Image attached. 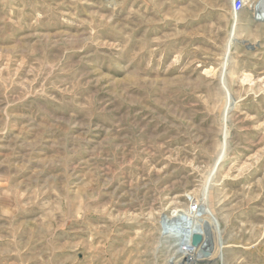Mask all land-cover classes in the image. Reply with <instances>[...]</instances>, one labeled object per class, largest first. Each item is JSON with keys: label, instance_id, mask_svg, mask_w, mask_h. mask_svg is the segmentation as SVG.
Here are the masks:
<instances>
[{"label": "rangeland", "instance_id": "374dc122", "mask_svg": "<svg viewBox=\"0 0 264 264\" xmlns=\"http://www.w3.org/2000/svg\"><path fill=\"white\" fill-rule=\"evenodd\" d=\"M232 4L0 0V264H264V19Z\"/></svg>", "mask_w": 264, "mask_h": 264}, {"label": "bare ground", "instance_id": "6f19581e", "mask_svg": "<svg viewBox=\"0 0 264 264\" xmlns=\"http://www.w3.org/2000/svg\"><path fill=\"white\" fill-rule=\"evenodd\" d=\"M263 1L261 0L258 6L263 3ZM259 8L260 7L255 10L256 14L259 10V15L255 14L254 16L258 19H264V9ZM245 78V80H248L249 75H246ZM222 156H224V154ZM193 204H195L193 208L190 207V209L178 211L184 221L183 225L178 228V237L183 240V242L180 243L182 245L181 252L188 257H192V259L197 262L211 261L215 258H219L223 248L222 245L218 243V237L216 238V234L219 232H217L218 227L210 221L212 212L206 207L207 204L205 205L197 201ZM187 216H190V218ZM200 219L208 220V224L202 223V226H199L197 222ZM198 234L202 236V241L198 245H195L193 243V236Z\"/></svg>", "mask_w": 264, "mask_h": 264}, {"label": "built area", "instance_id": "2783aa9c", "mask_svg": "<svg viewBox=\"0 0 264 264\" xmlns=\"http://www.w3.org/2000/svg\"><path fill=\"white\" fill-rule=\"evenodd\" d=\"M261 2V0H233V10L234 13H239L241 12L243 9H245V7L247 5H249L251 10H255L257 9L258 3ZM192 207H195V205H193Z\"/></svg>", "mask_w": 264, "mask_h": 264}, {"label": "water", "instance_id": "95a60500", "mask_svg": "<svg viewBox=\"0 0 264 264\" xmlns=\"http://www.w3.org/2000/svg\"><path fill=\"white\" fill-rule=\"evenodd\" d=\"M201 241H202V236L201 235H194L193 236V243L195 244V245H198L199 243H201Z\"/></svg>", "mask_w": 264, "mask_h": 264}]
</instances>
